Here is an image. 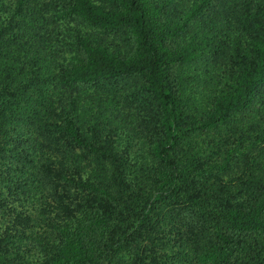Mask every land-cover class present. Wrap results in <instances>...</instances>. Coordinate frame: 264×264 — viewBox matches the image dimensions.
<instances>
[{
	"label": "trees",
	"instance_id": "16d2710c",
	"mask_svg": "<svg viewBox=\"0 0 264 264\" xmlns=\"http://www.w3.org/2000/svg\"><path fill=\"white\" fill-rule=\"evenodd\" d=\"M0 264H264V0H0Z\"/></svg>",
	"mask_w": 264,
	"mask_h": 264
}]
</instances>
